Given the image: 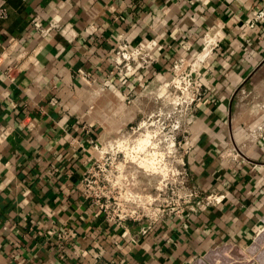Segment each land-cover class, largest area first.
I'll list each match as a JSON object with an SVG mask.
<instances>
[{
  "label": "crops",
  "instance_id": "obj_1",
  "mask_svg": "<svg viewBox=\"0 0 264 264\" xmlns=\"http://www.w3.org/2000/svg\"><path fill=\"white\" fill-rule=\"evenodd\" d=\"M3 1L0 264H214L252 245L264 228V114L239 96L264 87V0ZM122 44H149L152 59L119 58ZM204 47L183 139L203 207L111 220L85 185L99 146L136 120L148 84Z\"/></svg>",
  "mask_w": 264,
  "mask_h": 264
},
{
  "label": "rangeland",
  "instance_id": "obj_2",
  "mask_svg": "<svg viewBox=\"0 0 264 264\" xmlns=\"http://www.w3.org/2000/svg\"><path fill=\"white\" fill-rule=\"evenodd\" d=\"M197 57L176 60L162 78L148 84L134 102L136 120L99 146L101 159L89 179L91 198L100 201L101 211L117 223L147 224L180 211L188 201L196 205L184 171L183 139L200 97L202 63L196 62ZM258 92L239 100L264 114V87ZM154 152L158 155L152 156ZM151 158L156 172L147 166ZM237 254H219L214 264H231L234 258L239 264H264V228L250 247Z\"/></svg>",
  "mask_w": 264,
  "mask_h": 264
},
{
  "label": "built area",
  "instance_id": "obj_3",
  "mask_svg": "<svg viewBox=\"0 0 264 264\" xmlns=\"http://www.w3.org/2000/svg\"><path fill=\"white\" fill-rule=\"evenodd\" d=\"M6 15H7V10H6L4 1L0 0V21L5 19ZM255 18L264 20V11L256 13ZM34 27L38 28L36 24H34ZM151 47L152 46L148 44L145 47V49L143 47H135L129 50L126 44H122V46L116 52V55L119 58H122L124 60H130L133 62L139 61V63L145 64L147 61H150L152 59V57L149 56V51L152 49ZM183 144H185V141H183ZM100 159H101V154H100ZM92 176H94L93 173L90 174V178H92ZM89 183H90L89 179H86L85 185H86L87 193L89 197H92V193L90 192V188H89ZM96 205L99 207V209L102 210L103 205L100 203V201L97 200ZM196 205H198L199 207H203V204L201 203V201H198ZM192 208L193 206L190 205V201H188L187 205H185L180 211L177 210L174 213L182 212L184 210L192 211ZM110 219L114 220L113 218H110Z\"/></svg>",
  "mask_w": 264,
  "mask_h": 264
},
{
  "label": "bare ground",
  "instance_id": "obj_4",
  "mask_svg": "<svg viewBox=\"0 0 264 264\" xmlns=\"http://www.w3.org/2000/svg\"><path fill=\"white\" fill-rule=\"evenodd\" d=\"M208 52H207V48L206 47H204V49H203V51L198 55V57H197V60H196V62H201V61H203V59H204V57H205V55L207 54ZM160 141V140H159ZM147 142V141H146ZM161 142V141H160ZM152 148L151 149H154V147H155V145L154 144H152ZM147 147V146H146ZM140 148V147H139ZM169 148H171V146L169 147ZM141 150H144V147L143 146H141V148H140ZM146 149V148H145ZM169 150H171V149H169ZM169 152V151H168ZM155 154H152V156H156V155H158L156 152H154ZM147 155H145L144 157H146ZM151 156V157H152ZM165 156V155H164ZM149 160V159H148ZM153 158H151L150 160H149V162H148V164H147V166L149 167V168H152V170H154L155 169V164H154V162H153ZM140 162H144V159L143 158H141V160H140ZM143 164V163H142ZM162 164V163H161ZM145 165V164H144ZM147 167V168H148ZM161 168V167H160ZM158 169H159V167H158ZM155 171V170H154ZM156 172V171H155ZM162 172V171H161ZM240 262V260H238V259H233V263H239Z\"/></svg>",
  "mask_w": 264,
  "mask_h": 264
}]
</instances>
